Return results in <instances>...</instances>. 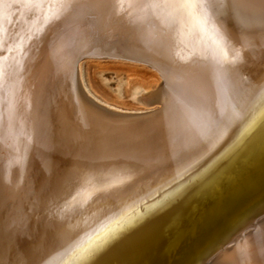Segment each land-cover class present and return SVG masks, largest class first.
I'll return each instance as SVG.
<instances>
[{
    "label": "bare ground",
    "instance_id": "1",
    "mask_svg": "<svg viewBox=\"0 0 264 264\" xmlns=\"http://www.w3.org/2000/svg\"><path fill=\"white\" fill-rule=\"evenodd\" d=\"M153 2L74 0L60 19L43 25L23 0H0V264H111L120 254L113 242L128 235L125 264L129 258L130 264H177L183 256L194 258L204 226L223 214L226 200L249 187L244 196L254 194L245 204L263 201L262 149L247 181L238 176L226 194L224 186L212 198L203 195L213 175L173 204L167 201L163 211L172 220L162 241L159 226L143 237L134 230L139 211L162 193L151 198L152 191L202 165L264 112V0H195L202 7L191 14L148 7ZM85 57L153 69L157 85L165 86L150 92L134 85L131 97L157 106L116 110L147 112L131 118L98 111L114 109L83 89ZM73 67L89 102L72 88ZM262 132L253 130L245 145L253 136L263 140ZM107 185L103 194L95 190ZM197 190V196L204 192L199 200L174 212L177 201ZM122 216L128 223L94 258L80 262L65 251ZM219 227L211 231L218 234ZM209 262L264 264V216Z\"/></svg>",
    "mask_w": 264,
    "mask_h": 264
},
{
    "label": "water",
    "instance_id": "2",
    "mask_svg": "<svg viewBox=\"0 0 264 264\" xmlns=\"http://www.w3.org/2000/svg\"><path fill=\"white\" fill-rule=\"evenodd\" d=\"M77 60L78 58L76 59V61ZM145 63L147 65H151L150 62L146 60H145ZM74 68L75 67L72 68L73 70L71 72L72 88L74 92L77 94V96H79L85 101H88L87 97H83V92L78 85ZM164 86L165 84L161 81V83H159V85L153 88L150 92L159 90L163 88ZM144 103L145 105L151 104L150 102L148 104L147 102H144ZM103 108L104 107L96 106V109L100 111L101 113L112 116V117H118V118H131V117H137L141 115L143 116L147 115V112L128 113V112H120L116 110H109V109H106V108L103 109ZM262 114L260 117H258L261 119L258 120L257 124L255 125L254 130H257L258 132V131H262L263 129L262 133L264 134V125L262 124L264 122V115L262 117ZM252 133H253V130H249L248 132H245V133L242 132L239 136L237 135L229 139L225 143V145L222 146V148L215 151L210 156V158H208L207 160L203 162L202 165L200 164L198 166L191 168L188 171H185L184 173H181L178 177H175L169 183L161 186L160 191L158 192L155 190L154 192L152 191L153 195L151 198H153L154 195H157L161 191L162 193L158 194L157 195L158 197H155L153 202L150 201L151 203H153L151 207H148L146 210H145L146 207H144L141 211H139V214L141 216H139L138 219L140 220V218H142V220L139 222V224L136 227H134V230L141 229L142 230L140 232L141 237L145 236L146 233L151 234V232L155 229L156 226H159L163 230V228L168 224L169 220H172V217L169 218L171 213L165 216L164 211H163L164 208H167L168 202L172 201V204H173L182 193L188 191L191 187H193L196 184L198 185L201 184L197 186V188L204 185L205 182H200V181L203 180L204 177L206 176L208 177V176L214 175L216 176V178L214 179L212 184L209 187H207L206 191H204L205 193L201 191L202 193L200 192L199 195L197 196V192H198L197 190L196 192L192 193L191 197L185 200L184 202L177 201L175 203V206H177V208L176 210H174V212L181 211V209L183 210L188 205V202L190 200L192 201L195 196H197L196 199H198V197L201 196V194L203 193H204L203 195H206L207 197L212 198V196L215 195L216 190L219 189V187L222 188L225 186L226 190L222 192V194H226L228 190L231 189L230 185L231 186L233 185V183L238 179V176L243 178L240 181L242 182L247 181L246 177L248 176L247 174L250 173L249 171L251 170L250 167L252 165L251 164L252 160L255 158L257 153H259V151H261L262 149L264 150V145H263L264 138H262L263 140H261V138L260 140H256L254 136L250 138L247 143L248 145L246 144L247 149H244V151L239 155L234 154L232 152V147L238 140L242 139L246 141V139ZM253 175H257V174L254 173ZM258 177L261 179V181H263V184H261V188H260V189H263L264 188V176H258ZM252 182L254 183V181ZM248 183H250V181H248ZM248 188L249 187L243 188L242 194L239 193L235 195L234 197L229 198L228 201L226 200L225 201L226 206L223 207V209L221 210L223 211L222 212L223 214L214 215L210 220L211 221L210 225H209V221L207 222L203 230V232L206 233V236L204 237L203 234H200L199 236L201 237L199 239L200 242L198 243L200 244V248L197 251L193 248L191 251L192 253H190V255L193 254L194 258L183 256L180 258V260H178L177 264H210L211 262L209 261L215 254H217L223 248L227 247L229 244L236 241L237 238L241 237L243 232H245L247 229L253 228L255 224L258 223V220L264 216V197H262V200H263L262 202L260 200L258 203L245 204L247 201L246 200L247 197H249L251 194H254L252 191H250L244 196L245 191ZM255 190L257 193V188ZM199 202L201 201H194V203H199ZM143 205L144 204H142L141 207ZM200 205L201 203H199L198 206ZM192 210L193 208H191L189 212ZM192 213L193 211L191 212V214ZM148 218H154L153 224H150L151 227L150 225L146 227V222L148 221ZM224 221L226 222L228 221L229 224L224 225L223 224ZM216 224H218V226L220 225L219 228L221 229V230L219 229L218 234H215L213 231H211L212 227ZM166 229L167 227L162 232H160V235L158 237L159 241L160 240L162 241V236H165L163 234L166 232ZM125 230L126 229L122 230L117 237L123 235ZM129 237L130 236L128 235L125 238H121L119 240L116 239V241L113 242V244L117 243V246L120 245V254H118L119 255L118 259L116 257L115 259H113V261H111V264H125L124 262L125 256L127 255V252L130 250L129 249L127 251L126 249ZM137 243L138 241L135 243V245ZM149 245H150L149 243H146L143 245V248L147 249ZM156 249L157 248L153 246L151 250V254L152 252H155ZM176 250L177 249H174V251ZM149 256H147V258ZM133 257H134V254H133ZM130 260H132V258L128 259L127 264H130Z\"/></svg>",
    "mask_w": 264,
    "mask_h": 264
},
{
    "label": "rangeland",
    "instance_id": "3",
    "mask_svg": "<svg viewBox=\"0 0 264 264\" xmlns=\"http://www.w3.org/2000/svg\"><path fill=\"white\" fill-rule=\"evenodd\" d=\"M80 63L83 89H86L95 100L102 102L101 104L106 103L105 106L110 104L108 108L149 110L157 106L144 105L139 99L132 100L131 97L134 85H141L146 89L157 86L160 79L153 69L141 63L95 57H85Z\"/></svg>",
    "mask_w": 264,
    "mask_h": 264
},
{
    "label": "snow or ice",
    "instance_id": "4",
    "mask_svg": "<svg viewBox=\"0 0 264 264\" xmlns=\"http://www.w3.org/2000/svg\"><path fill=\"white\" fill-rule=\"evenodd\" d=\"M23 3L25 7L35 9L39 14L38 18L42 19L43 25H47L52 20L60 19L62 15L70 10L73 7L74 0H23ZM53 7L56 9L54 13L51 12ZM148 7L153 9L171 8L179 14L185 12L191 14V10L202 7V4H197L195 0H158V2H153ZM0 74H2V70H0ZM255 123V120L249 121L245 131L254 130ZM245 147L244 140H238L233 145L232 152L239 155ZM107 187H111V185L100 186L95 190L103 194ZM126 223H128V219L124 216L113 220L94 230L91 234H87L86 238L73 242L65 251H68L74 260L86 262L94 258Z\"/></svg>",
    "mask_w": 264,
    "mask_h": 264
}]
</instances>
